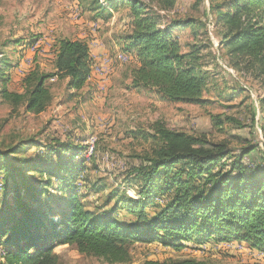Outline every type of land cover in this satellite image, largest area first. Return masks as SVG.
<instances>
[{
	"label": "trees",
	"instance_id": "16d2710c",
	"mask_svg": "<svg viewBox=\"0 0 264 264\" xmlns=\"http://www.w3.org/2000/svg\"><path fill=\"white\" fill-rule=\"evenodd\" d=\"M149 1L163 10L171 9L175 3ZM127 2L131 31L125 42L138 64L130 70V88L153 90L162 100L172 103L203 104L208 73L202 47L194 44L182 52L171 37L176 27L194 26L192 19L162 27L159 16L145 5L137 0ZM208 2L206 16L209 14L219 27L228 65L249 73L264 86V0ZM109 4L113 7L118 1ZM91 7L92 11H107L99 5ZM8 65L6 57L0 59V69ZM54 69V73L47 75L31 72L24 81V95L11 94L6 87L1 93L15 103L24 101L27 112L45 111L51 102L46 87L50 78L66 81L69 92L85 86L90 74L87 45L82 41H59ZM0 80L4 86L8 79L0 74ZM260 102L264 104V97ZM225 120L236 123L231 118ZM221 125L223 121L218 120L216 126ZM151 131L130 135L151 145L138 156L140 165L131 178L138 197L119 199L114 191L105 202L114 200V196L116 204L123 201L121 209L127 205V212L133 216L128 222L86 209L81 203L74 185L80 167L73 160L84 149L82 145L60 141L43 146L29 140L0 150V170L6 172L0 188L7 194L16 193L14 205L7 200L0 208L4 264H54L57 257L53 248L61 245H73L78 253L103 259L108 264H125L130 261L132 245L155 241L176 251L188 241L199 246L208 241L215 244L239 241L264 253V149L243 137L240 140L244 146L236 152L226 143L210 140L206 133L172 131L160 122H155ZM29 148L37 152L23 156ZM32 173L36 180L29 175ZM19 179L21 185L17 186ZM52 181L61 192L60 198H50L54 208L45 205L42 199ZM103 190L99 187L93 193ZM159 196L165 199L161 206L154 204ZM152 206L154 211L146 212ZM143 264L204 263L182 260Z\"/></svg>",
	"mask_w": 264,
	"mask_h": 264
},
{
	"label": "rangeland",
	"instance_id": "374dc122",
	"mask_svg": "<svg viewBox=\"0 0 264 264\" xmlns=\"http://www.w3.org/2000/svg\"><path fill=\"white\" fill-rule=\"evenodd\" d=\"M111 1L118 4L111 7ZM137 1L159 16L162 27L187 19L194 22L192 27H176L171 37L182 52L194 44L202 47L208 73L203 104L172 103L162 100L153 90L130 88V70L138 64L125 42L131 31L127 0H0V59L6 57L9 62L6 69H0V74L8 79L4 86L0 80V150L29 140L43 146L60 141L82 145L84 149L73 160L80 167L75 192L86 209L121 222L133 220L127 205L121 209L124 202L116 204V196L107 203L106 199L114 191L119 199L138 197L131 178L140 165L138 156L151 146L139 137L133 139L131 132L151 133V126L160 122L172 131L206 133L210 140L226 143L236 152L244 146L240 140L243 137L264 149V104L260 102L264 97L263 83L228 65L219 27L209 14L206 16L208 0H174V6L164 10L149 0ZM95 5L107 11H92L91 6ZM61 40L82 41L88 47L90 74L81 90L69 92L66 81L50 78L46 87L51 102L39 114L27 112L24 101L15 103L3 97V87L11 94L24 95V81L33 71L54 73ZM218 120L223 121L220 127L216 126ZM29 149L23 156L37 152ZM5 174L0 170L1 183ZM29 175L36 180V175ZM16 183L20 186L21 180ZM56 185L52 181L42 198L48 207L54 208L52 196L61 197ZM99 187L103 192L93 193ZM5 201L14 205L16 193L7 194L0 188V208L7 204ZM154 202L161 206L165 199L159 196ZM154 208L148 207L146 212L152 213ZM1 241L0 264H4L5 247ZM182 245L176 251L161 241L137 242L130 247V261L125 264L182 260L264 264V253L250 249L245 242L208 241L199 246L188 241ZM52 253L57 257L54 264H108L78 253L73 245L54 246Z\"/></svg>",
	"mask_w": 264,
	"mask_h": 264
}]
</instances>
